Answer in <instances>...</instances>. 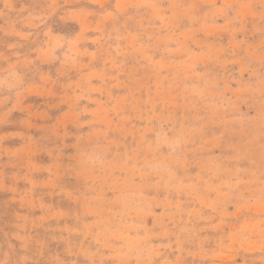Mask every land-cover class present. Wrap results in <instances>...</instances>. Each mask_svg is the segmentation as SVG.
Listing matches in <instances>:
<instances>
[{
    "label": "rangeland",
    "instance_id": "374dc122",
    "mask_svg": "<svg viewBox=\"0 0 264 264\" xmlns=\"http://www.w3.org/2000/svg\"><path fill=\"white\" fill-rule=\"evenodd\" d=\"M0 264H264V0H0Z\"/></svg>",
    "mask_w": 264,
    "mask_h": 264
}]
</instances>
